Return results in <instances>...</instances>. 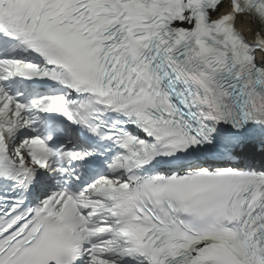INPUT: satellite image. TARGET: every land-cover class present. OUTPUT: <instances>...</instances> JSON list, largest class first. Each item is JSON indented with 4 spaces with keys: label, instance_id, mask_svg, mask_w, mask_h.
Returning a JSON list of instances; mask_svg holds the SVG:
<instances>
[{
    "label": "snow or ice",
    "instance_id": "1",
    "mask_svg": "<svg viewBox=\"0 0 264 264\" xmlns=\"http://www.w3.org/2000/svg\"><path fill=\"white\" fill-rule=\"evenodd\" d=\"M0 264H264V0H0Z\"/></svg>",
    "mask_w": 264,
    "mask_h": 264
}]
</instances>
